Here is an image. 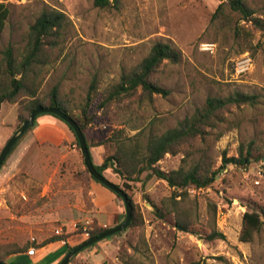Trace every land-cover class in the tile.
Segmentation results:
<instances>
[{
    "label": "rangeland",
    "instance_id": "374dc122",
    "mask_svg": "<svg viewBox=\"0 0 264 264\" xmlns=\"http://www.w3.org/2000/svg\"><path fill=\"white\" fill-rule=\"evenodd\" d=\"M107 1L99 8L94 0H0L10 11L0 32V65L2 50L11 46L20 53L30 25L43 10L54 9L65 16L66 30L39 74V98L56 86L72 115L78 116L88 104L93 117L85 132L89 144L105 141L113 131L131 137L140 129L144 144L149 128L162 134L190 117L207 98L240 93L255 96L257 102L229 105L222 113L226 124L219 126L218 132L224 131L220 138L211 131L204 140L183 142L156 166L170 172L199 162L214 171L223 156H238L240 145L245 148L255 140L261 146L248 165H226L209 187H190L187 197H177L175 204L168 200L172 189L166 182L146 179L147 172L138 178L145 180L141 185L111 169L103 171L107 180L125 190L137 221L82 250L69 264H264V222L250 242L239 240L243 214L264 211V37L251 22L228 10L223 19L212 22L218 0ZM245 1L254 16L264 19V0ZM234 25L247 36L237 38ZM157 42L170 45L181 57L178 64L163 63L152 77L168 94L149 98L138 89L131 97L100 106L120 76L134 69ZM24 101L0 105V150L20 119L30 114ZM64 125L50 116L39 117L0 166V251L23 249L22 256L29 257L30 246H47L59 229L64 249L48 263L56 264L66 254L65 246L73 248L91 232L124 220V204L115 196L117 207L101 215L95 210V182ZM112 153L109 146L90 148L94 165ZM154 207L163 211L162 219L154 215ZM181 213L191 223L187 230L175 226ZM212 230L224 239L209 240ZM43 253L36 251L28 260L38 261ZM13 258H5V263L14 264Z\"/></svg>",
    "mask_w": 264,
    "mask_h": 264
},
{
    "label": "trees",
    "instance_id": "16d2710c",
    "mask_svg": "<svg viewBox=\"0 0 264 264\" xmlns=\"http://www.w3.org/2000/svg\"><path fill=\"white\" fill-rule=\"evenodd\" d=\"M218 1L219 5L211 17L212 22L223 19L226 15V10H228L231 13L239 15L243 21L251 22L264 37V19L260 16H254V10L247 5L245 0ZM94 5L99 8H105L108 5V1L94 0ZM9 14L10 11L8 6L4 3H0V32L4 29ZM66 24V18L61 12L54 9L43 10L33 24L30 25L25 34V47L20 53L16 54L11 46H7L2 50V63L0 65V105L3 103H16L18 99L22 98L26 100L24 102H28V105H25L27 112H31L35 107L39 106L55 107L62 110L80 127L85 136L89 153L91 147H112L113 153L110 156L104 157L100 165L93 164L94 168L99 173L102 174L103 171L111 169L114 174L124 177L125 181H137L141 185H144L145 180H138V178L142 173L147 172L148 175L146 179L148 177H155L158 180L166 182L168 187L172 189V193L168 200L173 204L178 202L176 201L177 197L184 200L185 197H187V189L190 187L194 189L209 187L226 165L246 166L254 159L253 152L258 151L261 144H259L260 142L258 143L252 140L247 143L245 148L244 145L238 147V156H223L221 167L214 171L205 166V164L200 165L199 162L188 170L180 167L170 172H165L156 166L166 154L173 155L176 152V147L181 143L188 140L192 141L195 138L204 140L206 135H210L211 131L218 132L219 126H224L226 124V119H224L222 113L229 105L253 106L256 104L257 98L255 96L240 93H236L225 99L214 97L207 98L205 103L197 108L190 117L184 118L175 128L168 129L162 134H154L153 130L149 128L144 144L142 143L143 129L138 130L137 133L131 137H122L120 131H113L112 135L106 138L105 141L94 145L89 144L85 132L89 124L92 123L93 117L89 115V111L87 110L88 104L86 108L80 111L78 116H74L66 109L62 98L58 94V87L54 86L48 95L42 97V99L39 98L38 93L41 85V79H38L39 74L45 69L47 59L52 51L59 49V43L64 36ZM233 34L239 39L243 36H247L246 33L243 34L241 32V28L238 25H234ZM180 60V53L170 45L160 42L155 43L149 54L134 69L120 76L119 83L112 88V91L109 92L100 106H105V104L121 97H131L138 89L144 96H148L149 98H151L153 94L166 96L168 92L161 88L159 82L152 77L163 63L175 65L178 64ZM93 91L94 83H91L90 92L92 93ZM87 100H89V97ZM43 102H47V104H43ZM41 116H50L51 118L58 119L51 114L39 115L30 129L37 125V119ZM24 120V118H21L20 123ZM67 127L73 134L72 129L69 126ZM223 134L224 131L218 132L215 138L218 139ZM75 143L76 147L79 148L76 138ZM16 144L17 142L14 144L9 154ZM91 179L99 184L92 177ZM116 186L120 188L118 185ZM124 188L128 189L129 185L124 183ZM120 189L125 192L123 188ZM114 196L121 199L116 194H114ZM130 202L132 206V218L128 227L134 226L137 221L133 212L131 199ZM181 214L182 215L176 217L175 226L182 230H187L191 223L186 219L187 215ZM154 215L162 219L164 213L159 208L154 207ZM263 222L264 211L245 212L242 216V228L239 240L242 242H250L253 235L260 231ZM105 230L107 229L91 232L89 238ZM110 237L103 240L109 239ZM207 238L209 240L224 239V235L212 230ZM61 240L60 235H56L51 238L47 244L59 242ZM42 247L44 246L42 245L37 248L41 249ZM65 247L66 252L72 249L69 246ZM22 250L0 251V262L5 263V258L13 255L17 256L16 260H19L22 258V255L25 254V251ZM14 264L18 263L14 262Z\"/></svg>",
    "mask_w": 264,
    "mask_h": 264
},
{
    "label": "water",
    "instance_id": "95a60500",
    "mask_svg": "<svg viewBox=\"0 0 264 264\" xmlns=\"http://www.w3.org/2000/svg\"><path fill=\"white\" fill-rule=\"evenodd\" d=\"M42 114H51L56 116L60 121H62L64 124L69 126L75 138L78 141L79 150L83 158V163L88 171L89 175L97 181L100 185L106 187L108 190H110L112 193L116 194L118 197L121 198L123 204H124V211L125 216L124 220L119 223L118 225L109 228L101 233H99L96 236H93L91 238H88L86 241L76 245L71 250L66 252V254L63 256V258L57 263V264H69L70 260L77 255L80 251L94 245L95 243H98L99 241L108 238L110 236H113L123 230H125L132 218V206L130 199L128 198L127 194L118 188L115 184L107 180L103 174L99 173L93 166V163L90 159V153L89 148L87 147V143L85 140V136L83 132L81 131L80 127L77 125V123L69 116H67L62 110L55 108V107H35L28 117L21 123V125L13 132L11 137L6 141V143L3 145L2 149L0 150V166L3 164L4 160L6 159L7 155L11 151L14 144L20 139V137L28 131L35 122V119ZM179 230H182L179 228ZM0 264H7L4 262H0Z\"/></svg>",
    "mask_w": 264,
    "mask_h": 264
},
{
    "label": "crops",
    "instance_id": "0c3cea01",
    "mask_svg": "<svg viewBox=\"0 0 264 264\" xmlns=\"http://www.w3.org/2000/svg\"><path fill=\"white\" fill-rule=\"evenodd\" d=\"M64 126H66V124ZM97 154H99V151H97ZM102 160L103 158H99V161L97 160V165H100L102 163ZM92 189L94 195L95 210L99 215H101L102 212H107L108 208L113 209L117 207L115 197L113 193H111V191L97 183L93 184ZM113 220L114 218L112 217L111 222H113ZM63 249L64 248L60 242H54L48 244L44 248L37 249V252L44 251L38 261H30L28 260V258L31 259L30 257L24 256H22V258H20L19 260H16L17 256H14L13 260L18 264H48L50 260L57 257V255H60Z\"/></svg>",
    "mask_w": 264,
    "mask_h": 264
},
{
    "label": "built area",
    "instance_id": "2783aa9c",
    "mask_svg": "<svg viewBox=\"0 0 264 264\" xmlns=\"http://www.w3.org/2000/svg\"><path fill=\"white\" fill-rule=\"evenodd\" d=\"M55 234H56V235L60 234V230H59V229H56V230H55ZM33 241H34V239H31V243H33ZM36 251H37V249H36L35 247L30 246V247L28 248V250L26 251V254L30 257V256L35 255Z\"/></svg>",
    "mask_w": 264,
    "mask_h": 264
}]
</instances>
